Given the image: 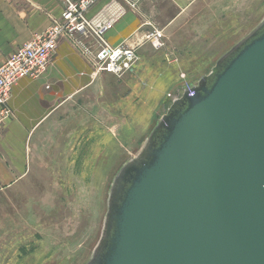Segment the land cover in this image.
<instances>
[{
	"label": "water",
	"instance_id": "95a60500",
	"mask_svg": "<svg viewBox=\"0 0 264 264\" xmlns=\"http://www.w3.org/2000/svg\"><path fill=\"white\" fill-rule=\"evenodd\" d=\"M114 175L84 264H264V17Z\"/></svg>",
	"mask_w": 264,
	"mask_h": 264
},
{
	"label": "rangeland",
	"instance_id": "374dc122",
	"mask_svg": "<svg viewBox=\"0 0 264 264\" xmlns=\"http://www.w3.org/2000/svg\"><path fill=\"white\" fill-rule=\"evenodd\" d=\"M263 17L264 0H198L178 32L166 36L168 58H160L166 68L180 57L182 71L149 73L150 80L166 75L152 94L158 103L135 100L134 113H122L129 73H98L97 84L71 100L57 129L35 127L19 148L13 145L24 168L0 186V264H84L102 236L114 175L165 113L168 93L196 84Z\"/></svg>",
	"mask_w": 264,
	"mask_h": 264
},
{
	"label": "crops",
	"instance_id": "0c3cea01",
	"mask_svg": "<svg viewBox=\"0 0 264 264\" xmlns=\"http://www.w3.org/2000/svg\"><path fill=\"white\" fill-rule=\"evenodd\" d=\"M109 1L100 0L89 14H96ZM197 1L136 0L137 8H131L106 32L105 39L109 44L137 46L139 56L135 70L126 74L123 80L126 91L120 102L122 113L133 114L135 100L144 107L151 102L158 103V97L152 94L160 92L156 83L161 86L166 75L150 80V71L172 74L182 71L179 70L180 57L172 60L166 68L160 58H168L166 50L170 43L166 36L178 32V25ZM63 7L61 0H0V65L26 41L46 31L61 16ZM152 25L165 34L162 47L155 52L151 42L144 40ZM94 68L87 56L62 39L44 74L38 78L25 77L13 85L8 101L11 113L0 125V186L17 179L24 168L22 154L18 160L13 145L19 148L28 131L35 127H43V131L57 129L58 120L67 112L71 100L77 98L76 94L94 87L100 73H109L101 71L98 74ZM144 80L150 84L148 87L141 85ZM161 94L163 98L164 92ZM137 113L142 114V109Z\"/></svg>",
	"mask_w": 264,
	"mask_h": 264
},
{
	"label": "built area",
	"instance_id": "2783aa9c",
	"mask_svg": "<svg viewBox=\"0 0 264 264\" xmlns=\"http://www.w3.org/2000/svg\"><path fill=\"white\" fill-rule=\"evenodd\" d=\"M61 16L43 33H38L16 49L0 65V123L10 115L8 101L12 87L25 77L38 78L51 63L59 42L66 39L88 57L95 73L101 71L122 75L133 72L138 61L137 46H113L105 34L127 13L136 9V0H110L100 11L90 10L100 0H61ZM165 34L152 25L144 35L154 48H161Z\"/></svg>",
	"mask_w": 264,
	"mask_h": 264
},
{
	"label": "bare ground",
	"instance_id": "6f19581e",
	"mask_svg": "<svg viewBox=\"0 0 264 264\" xmlns=\"http://www.w3.org/2000/svg\"><path fill=\"white\" fill-rule=\"evenodd\" d=\"M135 70V69H134ZM183 93V90H181L180 88H177L174 92H173V94H170V93H168L169 95H170V104L172 103V101H173V99L174 98H176L178 95H181ZM170 106V105H169ZM169 106H166L165 107V110H167L168 109V107ZM149 134V133H148ZM145 142V140L142 142V145H143V143ZM141 145V146H142ZM139 151V150H138Z\"/></svg>",
	"mask_w": 264,
	"mask_h": 264
}]
</instances>
